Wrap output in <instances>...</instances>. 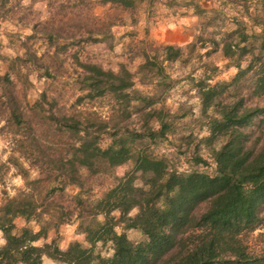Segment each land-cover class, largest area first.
I'll use <instances>...</instances> for the list:
<instances>
[{
  "label": "trees",
  "instance_id": "16d2710c",
  "mask_svg": "<svg viewBox=\"0 0 264 264\" xmlns=\"http://www.w3.org/2000/svg\"><path fill=\"white\" fill-rule=\"evenodd\" d=\"M142 1L145 0H106L110 5L131 12V20ZM225 1L242 6L253 26L264 29V0H254L255 14L249 8L252 0ZM177 2L184 8L191 7L192 15L199 18L191 27H184L194 37L186 48L178 47L181 43H149L152 48L149 51L141 45L143 39L133 38V31L131 42L125 46L141 45L130 58L139 57L144 61L135 74L130 73L124 63L119 64L120 73L116 75L78 61L85 72L83 79H78V87L87 95L77 98L76 104L85 99L91 103L107 100L113 109L109 122L101 121L91 112L82 113V120L68 117L64 109L59 108V115L40 117L41 124L49 125L44 138L52 134L49 145L36 141L21 145L33 165L41 168L42 176L29 182L31 193L20 192L13 199H8L6 191L0 195V230L8 240L7 246L0 249V264H42L41 256L45 253L57 264H264V234L252 235L257 227H264V31L257 34L253 27L249 35L247 25L237 17H229L235 29L224 31L228 27H224L225 20H218L221 16L218 9H207L195 0H166L170 6ZM110 24L111 21H105L94 30L101 32L105 39ZM209 28L214 31L209 33ZM42 30L50 42L61 36L60 31L46 26ZM92 31L88 29L87 38L100 41L93 38ZM197 31L200 35H196ZM217 35L221 40L215 39ZM206 42L212 47L205 54L220 52L223 44L222 57L239 69L230 81L208 83L210 64L196 52L197 43L207 47ZM26 52L28 57L6 58L8 72L0 79L5 94L16 107L19 100L11 73L27 84V77L19 68L29 60L34 68H44V73L50 74L35 51ZM192 53L205 67L198 81L192 77L201 100L199 117L195 116L194 106L186 103L173 114L163 100L166 91L179 80H173L169 73L177 62L185 66ZM242 64L247 67H241ZM192 72L188 76H192ZM133 76L142 85L151 84L150 90L136 89ZM44 103H48L46 91L37 108L43 110ZM158 104L160 108L156 107ZM58 105L59 101L53 98L51 106L57 108ZM33 114L39 116L35 109ZM186 115H190L189 124L185 129H176L174 120ZM133 116L139 122L140 131L128 123ZM50 121L56 126L54 132ZM154 123H159V130H154ZM190 123H202L201 126L204 123L209 135L200 138ZM109 128L112 130L108 131ZM82 129L84 137L79 135ZM33 131L27 127L30 136ZM170 134L174 135L173 146L177 147V152L172 156L156 154L153 145L168 139ZM105 136L112 143L102 151L97 144ZM76 141L81 142L80 148L75 147ZM217 145L221 146L219 150ZM69 154L70 160L67 159ZM182 155L193 163L189 174L178 176L173 159L179 161ZM127 161H131V171L123 179L116 177L115 167ZM207 162L214 165L211 173L199 168ZM81 166L88 169L86 176L79 174ZM136 179L142 180L145 187H133ZM69 185L78 187L79 193H67L65 189ZM94 188L100 189L102 198L93 199ZM133 206H139L141 212L130 219L127 213ZM37 208L41 211L37 212ZM117 208L122 210L119 220L111 216ZM100 213L106 215L103 225L95 219ZM74 215L80 221L77 231L87 234L91 248L73 242L67 251H61L58 236L43 248L30 245V241L41 237L46 240L52 230L58 232L59 225L72 221ZM45 216L49 219L45 220ZM17 217L29 222L35 218L41 231L34 235L28 227L17 228L13 223ZM117 224L125 235L115 234L113 228ZM130 228L142 232L143 242L135 244L127 239L126 230ZM14 230L18 235H12ZM110 239L114 241L116 254L112 259H104L96 251V242L103 240L106 247ZM25 244H29L26 249Z\"/></svg>",
  "mask_w": 264,
  "mask_h": 264
},
{
  "label": "clouds",
  "instance_id": "9594fccd",
  "mask_svg": "<svg viewBox=\"0 0 264 264\" xmlns=\"http://www.w3.org/2000/svg\"><path fill=\"white\" fill-rule=\"evenodd\" d=\"M22 8L28 9L31 7V16L29 17V22L27 24L13 23L10 21H0V50L3 54H6L10 60L16 59L17 56L25 57L26 49L18 48L14 46H9L10 40L7 33L20 34V40H25L27 37L36 35L37 39L32 41L33 51L35 55L39 58H42V62L50 63L49 57L56 55V48L49 47L48 37L45 36L43 28L45 25H53L55 27H64L67 31L74 33L68 37V41L80 40L82 36L86 35V32L79 31V29H92V36L95 39L103 40V34L94 29L98 27L105 19L104 12L106 7H108L106 0H20ZM254 0L249 5L250 12L255 14V7L253 6ZM87 5V7H84ZM232 6L229 5L228 9L225 11L229 17L239 18L245 25L248 26V34L251 35L253 31V22L249 18V15H240L237 11L231 10ZM181 12H187L188 16H184L178 19V21L169 22L166 25V28H162L161 31L172 30L176 31L178 26L191 27L194 23L197 22L198 17L192 15L194 10L192 9H180ZM240 12L243 11L241 8ZM143 23V21H141ZM39 25L41 30H37L36 26ZM236 27L235 24L231 25L230 28L224 29V31L234 30ZM130 28L121 26L119 23L111 26V33L115 36L116 40L119 41V38L125 33V31H130ZM214 31L213 28H209L208 32L211 33ZM254 31L257 34H260L264 29L259 26L254 27ZM196 35H200V32L197 31ZM217 41L221 40V36L217 35L215 37ZM194 37H189L186 42H183L178 45L181 49L187 47L188 44L193 43ZM65 39H59L58 43L60 45L65 44ZM212 45L209 44L207 47L197 46L196 52L199 55H203L211 49ZM85 51L80 52L76 47L70 48L68 53H61L59 59L63 61L62 72L57 75L53 70V76L55 80H49L47 77L41 75L43 69L37 70L34 66L29 63L26 67L20 65L19 71L22 75L27 77L28 87L17 78L15 73H11L10 79L15 82L16 85V94L19 100V106H14L13 102L10 100V97L5 94L3 85H0V166L5 169L3 175V181L0 182V194L7 192L8 199H13L18 196L20 192L31 193L32 188L29 187V182L40 179L42 176L41 168L39 166H34L32 159L26 155L24 151L21 150V145L25 142L36 141L43 145H49V142L52 139V134L49 133L47 139L44 138L45 131L48 129V124H41L40 117L48 118L55 113L59 115V108H63L68 117H76L81 119V114L84 112L95 113L99 116L100 120L103 122H109L113 116V109L111 105L104 104L103 106L99 105H89L85 101L84 105H76L77 98L87 95V92L80 91L78 87V79H83L85 72L80 68L77 63L72 59V53L79 51V60L81 63L90 64L100 67V69L107 73L111 71L113 74L118 75L120 73V63L127 64V70L130 73L135 74L137 68L140 64L144 63L142 58H137L133 63L128 64V61L123 56V45L121 43H116L113 50L105 51L102 55H98L95 58H89L88 52L93 49H103L106 48V45L103 43L98 45H84ZM47 54V55H46ZM187 56V52L184 53ZM217 56H223V44H221V50L217 53L216 56L211 58V62L220 70V75L216 76L215 79L208 81L209 84L215 85L217 81H230L234 77L239 69L235 66L225 69V66L229 64L228 59H217ZM205 63L208 62V58H205ZM198 65V61L193 59L191 64L183 70V72L175 71L170 72V76L173 80L181 77L187 76L192 72L193 66ZM167 67V65H165ZM176 67L179 68V62H177ZM241 67H247V64H242ZM29 69H32L29 72ZM8 72V66L4 60H0V79L5 77ZM194 78L197 81L203 76V69L198 68L197 71L192 73ZM133 82L135 88L141 92L146 90L140 84L139 80L133 76ZM48 85H53V90L48 92V103L43 104V110L37 108L38 102H42V96L45 93V90ZM190 86L185 83L183 85L184 89H188ZM130 91V90H126ZM198 90L192 88L188 95L181 94L180 86L172 90L170 97L166 100V106L171 110L173 114L177 112L181 104L186 103L189 106H194L193 111L196 117L200 116V97L197 95ZM191 97V98H189ZM53 98L59 101L57 108L51 106ZM157 108H160V105H156ZM39 113V116L34 117L33 110ZM211 113V109L209 110ZM20 117L19 119H16ZM133 120L136 119L135 116L132 117ZM51 123L52 131L54 132L56 126L54 123ZM30 126L34 131L31 134H27V127ZM159 123H154V130H159ZM112 129L109 128L108 131ZM136 131H140V128L137 127ZM81 137L85 136V131L82 129L79 132ZM200 138L209 135L207 130L202 133H199ZM169 140L173 138L168 137ZM112 141L107 137L101 139L97 144L102 151H106L107 148L111 145ZM75 147L80 148L81 142L76 141ZM217 150L221 147L217 145ZM154 152H157L158 155L168 156L171 153L177 152V147H162L159 150L153 149ZM67 159H71V154L67 156ZM180 163L176 165V174H189L188 165L184 163V157H180ZM15 161V163H13ZM23 169V171H21ZM131 171V161L117 165L115 167V176L118 178H125L126 174ZM27 172L28 175L25 177L23 174ZM79 174L81 176H86L88 174V169L86 167H79ZM139 176L140 174L137 173ZM133 187L141 188L145 187L143 181L136 179L133 182ZM108 189H105L107 191ZM147 190V189H146ZM65 191L71 195H76L79 193L80 189L76 187L73 189L72 186H69ZM93 199L97 200L102 198L99 188H94ZM159 207V205H158ZM41 209L37 208V212ZM141 212L139 206H133L131 210L127 213L128 218L135 219ZM122 215V210L117 208L111 212V216L115 217L117 220ZM45 220L49 218L44 217ZM98 223L103 225L106 222V215L100 213L95 218ZM13 223L17 225V228L28 227L31 229L32 233L35 235L41 231V225L37 223L36 219L33 218L30 222L25 221L23 217H17L13 220ZM80 221L74 215L72 217V222L64 223L60 226L59 235L62 239L59 240L58 246L61 251H67L70 244L73 242H79L83 248H91L92 245L87 241L86 233L78 232ZM113 231L117 236L125 235V232L121 225L117 224L114 226ZM264 234V227H257L252 233L253 236H260ZM13 236L18 235L17 231L12 232ZM55 230L49 232L47 239L41 237L38 240L30 241L32 247L43 248L44 245L51 244L52 240L55 238ZM127 239L133 241L135 244L143 242L145 239L142 233L135 232L132 230L127 232ZM8 240L5 236V233L0 230V249H3L7 246ZM29 244L24 245L26 249ZM22 249V250H24ZM103 249V250H102ZM96 251L104 259H112L115 257L116 248L113 240H108L107 246L105 247L103 240H98L96 242ZM42 264H57V262L50 258L46 253L41 256Z\"/></svg>",
  "mask_w": 264,
  "mask_h": 264
},
{
  "label": "rangeland",
  "instance_id": "374dc122",
  "mask_svg": "<svg viewBox=\"0 0 264 264\" xmlns=\"http://www.w3.org/2000/svg\"><path fill=\"white\" fill-rule=\"evenodd\" d=\"M197 2H199L201 5H203L205 8L207 9H218L219 12L221 14V16L219 17V21H223L224 22V27H230L231 25H233L232 20H230L229 16L227 15V12L225 11L226 9H228V6L231 5L232 11H237L239 12V14L245 15V13L242 11L240 12L239 10L242 8V6H240L239 4L236 3H229L225 0H195ZM171 3V6L168 5V3H166V0H155V2H153V4H149L148 1H142L141 3L138 4V7L136 9V12L134 13L135 18L133 20H131L130 15L131 12H129L127 9H121L120 7L114 6V5H110L109 3H107L108 7H106L105 12H104V21L101 24H104V22L106 21H111L112 24H110L109 26V31L106 36L105 39H103L102 41H94L91 40L89 38H87L88 35V29H79V31H84L86 32L85 36H82L80 40H72V41H68V37L69 35H74V33H71L69 31H67L64 27H55L53 25H45L47 27V29H53L60 31L61 36H57L55 37L54 41L49 42V47H55L56 48V55L53 57H49L50 63H45L42 62V58H39V60L42 62L44 67H47L48 70L50 71V74H45L44 71L41 73L42 76L47 77L49 80H55V76H53V70L57 73V75H59L62 72V67H63V61H61L59 59V55L61 53H68L70 48L76 47L80 50V52H84L85 48L84 45H98L103 43L104 45H106V48L103 49H96L93 48L88 52L89 58H95L98 55H102L103 52L105 51H111L114 49L116 43H121L123 45V56L126 58V60L128 61V64L133 63L137 58L139 57H134V58H130L131 54H134V51H136L138 49V47H140L141 45L144 46V48H147L149 51L152 49L151 47L148 46L149 43H155V45H159L156 43H162V42H166L163 40H158L157 38L159 37H155V35H159L160 37H162V33L163 31H161L162 28H165L168 21H174V20H178L181 17L184 16H188L187 12H181L180 9H184V7L180 6L181 3L177 2L176 4ZM84 7H87V5H84ZM187 9H192L191 7H188ZM31 16V7L29 6L28 9H24L22 8L21 4H20V0H0V21H10L13 23H21V24H27L29 22V17ZM196 16V15H195ZM198 17V16H196ZM199 19V18H198ZM141 21H143V23H141ZM198 21V20H197ZM119 23L121 26L126 27V28H130V31H125V33L119 38V41L116 40L115 36L111 33V26L114 24ZM195 24V23H194ZM248 27V26H247ZM36 28H40L39 25L36 26ZM103 29H105L103 27ZM133 33V38L135 40H139V39H143L141 45H130L131 48H129V45L125 46L126 43L131 42L130 40H132V32ZM186 32V38L185 40H182V42H174V43H183L186 42L189 37H192V32ZM5 34L9 36V40H10V44L9 46H14V47H18V48H25L27 51L29 52H33V43L32 41L37 39V36H30L27 37L25 40H20V34L16 33V34H12V33H7V31H5ZM166 34V32H165ZM174 35L177 36L176 33H173ZM172 35V38L174 39L176 36ZM65 39L66 42L63 45H60L58 43L59 39ZM169 38V37H168ZM141 41V40H140ZM65 45V46H64ZM199 45V43H197V46ZM206 45H209L208 42H206ZM197 49V47H196ZM217 53H219L218 50L213 51L210 54H203L201 59L205 61V58H208V63L210 64V67L208 68V74L209 76L211 75L210 80H213L216 78V76L220 75V70L216 67H212V65L215 66V64L213 62H211V58L213 56H216ZM79 51L72 53V59L77 63L78 65V61L79 60ZM193 55L191 56V58L189 59V62L185 65L182 66L179 63V68L174 67L171 72H175V71H180L183 72L184 69H186L192 62L193 59H196L198 61V65L193 66V72L198 70V68L201 69H205L204 66L200 65V60L196 58V55H194V53H192ZM47 55V54H46ZM28 57V54L26 52V56ZM0 58H3V60L5 61V63L7 64L8 62V56L6 54L2 53V50H0ZM7 58V59H6ZM6 59V60H5ZM217 59H225L222 56H217ZM2 60V59H0ZM38 60V61H39ZM24 62V61H23ZM27 63V64H26ZM28 63H31V61L27 60L25 62V67L28 65ZM167 64V62H165ZM33 65V64H32ZM127 65V64H126ZM18 66V63H16V67ZM79 66V65H78ZM233 65L227 64L225 66V69L232 67ZM80 67V66H79ZM167 68L168 70H170V66H168L167 64ZM44 69V68H41ZM32 69H29V72H31ZM191 75V74H190ZM193 74L192 76H181L179 77V80L174 83L169 89L168 91H166V93L164 94V105H166V100L170 97L172 90L177 88V86H180L181 88V94L182 95H188L190 90L192 88H195L193 85ZM27 83V82H26ZM187 83L190 87L188 89H184L183 85ZM142 85V84H141ZM151 84H143L142 86L144 87V89L146 88L147 90H150L149 86ZM25 87H28V83L25 84ZM53 90V85H48L46 88V93L48 95V92ZM191 98V97H189ZM85 101L88 102L89 105H99V106H103L104 104H108L107 100L101 99V100H93V103H91V101H88L87 99L83 100V102H81L80 104H76V105H84ZM63 109V108H62ZM190 115H186L183 118H178L177 120H174V126L176 129H185L186 125L189 124L190 122ZM128 123L130 126L133 127H139V122L137 121V119L133 120L132 117L128 119ZM192 130L194 131V133H202L205 130H207L206 126H203L202 123L201 124H193L190 123ZM190 128V127H189ZM178 129V130H179ZM177 130V131H178ZM208 132V130H207ZM169 136H171L173 138V134H170ZM107 137V136H105ZM108 138V137H107ZM109 139V138H108ZM174 147L173 146V139L169 140H161L158 141L157 143H155L153 145L154 149L159 150L162 147ZM157 154V152H155ZM206 154V153H205ZM169 156H172V153L169 154ZM207 157H211L208 154L206 155ZM181 157H184L183 155ZM208 161H210L209 158H207ZM174 163L177 165L180 163V160L177 161L175 159ZM192 161V160H191ZM129 162V161H127ZM124 162V163H127ZM123 163V164H124ZM184 163H186L188 165V169L191 167V163L193 162H188V159H186V157H184ZM199 168L203 169V170H207L208 172H213L214 171V165L211 162H207L206 164H201L199 165ZM5 173V169L0 166V182L3 181V175ZM72 186L73 189H75V186L73 185H69ZM67 186V187H69ZM1 195V194H0ZM72 221H68L65 223H69ZM64 224V223H62ZM61 224V225H62ZM59 225V229L58 232L55 231L56 236H58V240L62 239V237L59 235V230H60V226ZM129 230H132L133 233L135 232H140L142 233L139 229L137 228H130L127 229L126 232H128ZM143 235V234H142ZM251 241L254 242L255 240L253 238H251Z\"/></svg>",
  "mask_w": 264,
  "mask_h": 264
},
{
  "label": "crops",
  "instance_id": "0c3cea01",
  "mask_svg": "<svg viewBox=\"0 0 264 264\" xmlns=\"http://www.w3.org/2000/svg\"><path fill=\"white\" fill-rule=\"evenodd\" d=\"M165 32H166V34H165ZM173 33H176L177 36L174 35ZM172 35H174L176 37L173 39ZM185 35H186V32L184 30V27L183 26H178L176 31L166 30V31H163L162 37H160L159 35H155V37H159V38H157L158 40H163V41H166V42H173L174 43V42H182V40H185V38H186Z\"/></svg>",
  "mask_w": 264,
  "mask_h": 264
}]
</instances>
